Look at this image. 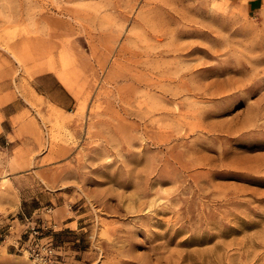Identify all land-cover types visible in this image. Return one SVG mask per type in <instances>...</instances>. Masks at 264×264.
Masks as SVG:
<instances>
[{
  "label": "rangeland",
  "instance_id": "rangeland-1",
  "mask_svg": "<svg viewBox=\"0 0 264 264\" xmlns=\"http://www.w3.org/2000/svg\"><path fill=\"white\" fill-rule=\"evenodd\" d=\"M7 83L0 264H264V0H0Z\"/></svg>",
  "mask_w": 264,
  "mask_h": 264
},
{
  "label": "crops",
  "instance_id": "crops-1",
  "mask_svg": "<svg viewBox=\"0 0 264 264\" xmlns=\"http://www.w3.org/2000/svg\"><path fill=\"white\" fill-rule=\"evenodd\" d=\"M1 99H4V102H7V104L13 102L15 100V96L12 93L11 89H10V84H0V102L2 101ZM0 133H1V129H0Z\"/></svg>",
  "mask_w": 264,
  "mask_h": 264
},
{
  "label": "built area",
  "instance_id": "built-area-1",
  "mask_svg": "<svg viewBox=\"0 0 264 264\" xmlns=\"http://www.w3.org/2000/svg\"><path fill=\"white\" fill-rule=\"evenodd\" d=\"M30 234H32V233H30ZM48 251L50 252L51 250H50V249H48Z\"/></svg>",
  "mask_w": 264,
  "mask_h": 264
},
{
  "label": "bare ground",
  "instance_id": "bare-ground-1",
  "mask_svg": "<svg viewBox=\"0 0 264 264\" xmlns=\"http://www.w3.org/2000/svg\"><path fill=\"white\" fill-rule=\"evenodd\" d=\"M195 49H192V51H194Z\"/></svg>",
  "mask_w": 264,
  "mask_h": 264
}]
</instances>
